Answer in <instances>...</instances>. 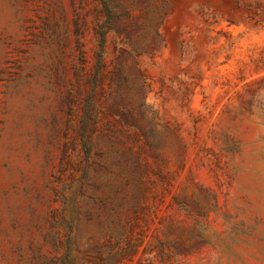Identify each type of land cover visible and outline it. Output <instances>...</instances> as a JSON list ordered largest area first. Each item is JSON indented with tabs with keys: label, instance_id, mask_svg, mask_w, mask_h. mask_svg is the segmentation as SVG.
<instances>
[{
	"label": "rangeland",
	"instance_id": "obj_1",
	"mask_svg": "<svg viewBox=\"0 0 264 264\" xmlns=\"http://www.w3.org/2000/svg\"><path fill=\"white\" fill-rule=\"evenodd\" d=\"M0 264H264V0H0Z\"/></svg>",
	"mask_w": 264,
	"mask_h": 264
}]
</instances>
